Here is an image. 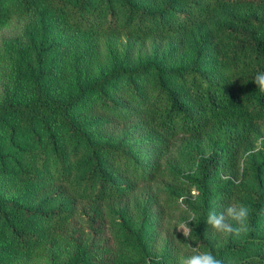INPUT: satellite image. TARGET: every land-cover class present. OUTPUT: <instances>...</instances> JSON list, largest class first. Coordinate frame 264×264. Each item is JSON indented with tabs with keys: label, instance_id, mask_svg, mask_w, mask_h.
Returning a JSON list of instances; mask_svg holds the SVG:
<instances>
[{
	"label": "trees",
	"instance_id": "obj_1",
	"mask_svg": "<svg viewBox=\"0 0 264 264\" xmlns=\"http://www.w3.org/2000/svg\"><path fill=\"white\" fill-rule=\"evenodd\" d=\"M16 12L33 20L5 51L0 264H176L194 248L264 264V0H0V24ZM153 37L164 53L141 50ZM184 139L203 142L193 170L173 157ZM232 203L250 209L239 237L206 221ZM173 210L195 217L188 235Z\"/></svg>",
	"mask_w": 264,
	"mask_h": 264
},
{
	"label": "rangeland",
	"instance_id": "obj_2",
	"mask_svg": "<svg viewBox=\"0 0 264 264\" xmlns=\"http://www.w3.org/2000/svg\"><path fill=\"white\" fill-rule=\"evenodd\" d=\"M33 20V16L29 13H21L16 12L12 15H10L3 24H0V104L3 102L5 96L8 94V91L12 90L14 86V82L12 80V74L9 67L10 60L12 59V56H8L5 54V51L13 46L16 39H22L23 42H25L23 38V34L26 30L27 25H29ZM125 39L123 40V43H125ZM112 43V42H111ZM122 41L117 42L112 47L114 49L121 48ZM145 45L141 47L142 51H146L147 55H153L156 52V49L160 47L162 53H164V50L167 49L168 42L166 40H162L158 37H153L148 40H146ZM26 44V43H21ZM20 90H22L24 93L27 91V89L24 86L20 87ZM193 147H197L200 150H203V142L196 144L192 146V154L189 153L188 148V141L186 139L179 140L176 145L174 146V153L173 157L175 159V156L181 154L179 151L183 153V156L180 159V163L182 164L183 168H188L193 170L194 167L192 163L190 162L191 159H195V154L193 153ZM194 154V155H193ZM195 161V160H194ZM187 163V164H186ZM0 185L2 189L6 193H13L15 188H13V185L11 182L4 183L3 181H0ZM197 193L196 189H193L191 191L190 195H195ZM188 195H184L183 197H180L178 200V205L181 207H185V199H188ZM168 219H170V223L174 225L175 229L183 234V230L179 229L180 227L185 228L187 235L189 234V226L188 222L190 217H181V214L177 211H172L169 213ZM191 222V221H190ZM145 249L148 250L150 253H160L162 252L164 248V242L158 241L155 245H152L151 240L147 239L145 241ZM3 264H48V261L46 258L41 257L39 255L32 256V257H26V256H19L16 260L6 262Z\"/></svg>",
	"mask_w": 264,
	"mask_h": 264
},
{
	"label": "clouds",
	"instance_id": "obj_3",
	"mask_svg": "<svg viewBox=\"0 0 264 264\" xmlns=\"http://www.w3.org/2000/svg\"><path fill=\"white\" fill-rule=\"evenodd\" d=\"M253 81L259 91L264 93V72L257 73ZM249 215L250 209L246 205L232 203L221 212H209L206 221L215 233L239 237L247 231ZM193 220L195 221V217L189 221ZM179 229L183 230L184 236L187 235L185 228L180 227ZM176 264H223V261L211 251H201L194 248L191 254L179 255Z\"/></svg>",
	"mask_w": 264,
	"mask_h": 264
}]
</instances>
